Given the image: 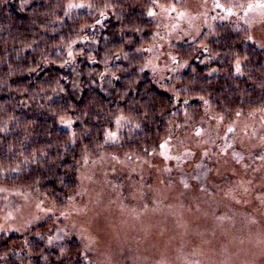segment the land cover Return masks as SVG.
<instances>
[{"label": "trees", "instance_id": "obj_1", "mask_svg": "<svg viewBox=\"0 0 264 264\" xmlns=\"http://www.w3.org/2000/svg\"><path fill=\"white\" fill-rule=\"evenodd\" d=\"M172 1L0 0V182L63 209L85 158L145 152L188 119L263 106L264 50L244 26L222 24L215 36L175 44V86L169 78L155 85L146 65L156 30L149 11ZM121 117V141L106 144ZM65 118L73 133L60 126ZM53 225L0 233V264H85L76 240L48 247Z\"/></svg>", "mask_w": 264, "mask_h": 264}, {"label": "rangeland", "instance_id": "obj_2", "mask_svg": "<svg viewBox=\"0 0 264 264\" xmlns=\"http://www.w3.org/2000/svg\"><path fill=\"white\" fill-rule=\"evenodd\" d=\"M150 12L146 65L159 88L166 78L175 86L174 45L215 36L222 24L246 27L264 50V0H173ZM126 121L106 144L121 141ZM60 126L73 133L70 119ZM78 177L63 209L0 182V233L26 234L52 219L48 247L76 240L85 264H264V104L188 119L145 152L101 151L83 160Z\"/></svg>", "mask_w": 264, "mask_h": 264}, {"label": "snow or ice", "instance_id": "obj_3", "mask_svg": "<svg viewBox=\"0 0 264 264\" xmlns=\"http://www.w3.org/2000/svg\"><path fill=\"white\" fill-rule=\"evenodd\" d=\"M152 14H153V13H151V12L149 13V15H152ZM237 70H239V68H238ZM113 135H114V134H113Z\"/></svg>", "mask_w": 264, "mask_h": 264}]
</instances>
